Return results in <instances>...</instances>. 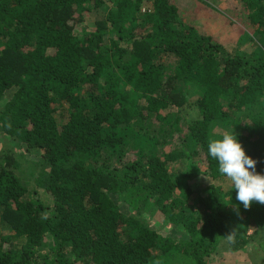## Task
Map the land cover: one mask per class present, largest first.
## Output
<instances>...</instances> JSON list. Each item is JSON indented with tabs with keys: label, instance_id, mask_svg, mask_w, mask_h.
Listing matches in <instances>:
<instances>
[{
	"label": "trees",
	"instance_id": "trees-1",
	"mask_svg": "<svg viewBox=\"0 0 264 264\" xmlns=\"http://www.w3.org/2000/svg\"><path fill=\"white\" fill-rule=\"evenodd\" d=\"M225 133L264 174V0H0V264H264Z\"/></svg>",
	"mask_w": 264,
	"mask_h": 264
},
{
	"label": "clouds",
	"instance_id": "clouds-1",
	"mask_svg": "<svg viewBox=\"0 0 264 264\" xmlns=\"http://www.w3.org/2000/svg\"><path fill=\"white\" fill-rule=\"evenodd\" d=\"M218 171L231 181L236 200L247 209L253 201L264 204V174L256 172L257 161L246 155L236 134L225 133L207 145Z\"/></svg>",
	"mask_w": 264,
	"mask_h": 264
},
{
	"label": "rangeland",
	"instance_id": "rangeland-1",
	"mask_svg": "<svg viewBox=\"0 0 264 264\" xmlns=\"http://www.w3.org/2000/svg\"><path fill=\"white\" fill-rule=\"evenodd\" d=\"M201 162V161H200ZM199 163V162H198ZM190 164L187 163V161H181V168L186 169L189 167ZM196 184L200 185V182L196 180ZM228 186H223V189L226 190ZM151 223V226L153 225L158 232L163 233L165 236H170L173 240L175 241H180L179 236H175L174 230L169 231V228H166L163 226L162 220H159V224L154 225V220L152 222L149 220ZM179 235H181V232H179ZM250 235V234H249ZM252 248H250L251 251ZM260 253L256 254L255 252L251 253H245L243 254V257L237 256V254L230 253L226 251V246L225 244L220 247V250L216 253V258L215 261L216 263L221 262L223 264H260V258H259Z\"/></svg>",
	"mask_w": 264,
	"mask_h": 264
}]
</instances>
